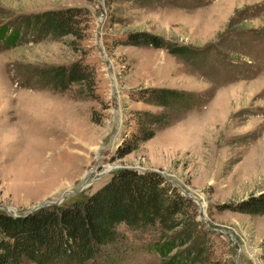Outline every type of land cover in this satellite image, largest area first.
<instances>
[{"label":"rangeland","instance_id":"374dc122","mask_svg":"<svg viewBox=\"0 0 264 264\" xmlns=\"http://www.w3.org/2000/svg\"><path fill=\"white\" fill-rule=\"evenodd\" d=\"M71 7L80 9L76 33L22 25L26 15ZM141 32L211 52L196 61L124 43ZM75 61L94 73L92 89L43 86L41 70ZM148 86L203 102L114 159L136 126L133 112L162 110L136 99ZM132 167L193 195L216 264H264V213L218 207L264 190V0H0V208L78 202ZM118 230L125 239L109 247L110 260L81 264H169L175 253L176 264H198L187 245L162 255L170 235L159 224Z\"/></svg>","mask_w":264,"mask_h":264},{"label":"trees","instance_id":"16d2710c","mask_svg":"<svg viewBox=\"0 0 264 264\" xmlns=\"http://www.w3.org/2000/svg\"><path fill=\"white\" fill-rule=\"evenodd\" d=\"M79 12L80 9L74 7L46 10L24 16L22 25L43 34L64 36L76 33L74 29L79 25L75 17ZM124 43L164 47L173 54L196 61L206 56L205 51L211 52V49L170 42L143 32L129 34ZM39 74L43 86L67 89L73 82L88 83L91 89L95 86L94 73L82 61L54 65ZM134 95L137 100L162 107V110L133 112L136 126L125 132L114 159L138 150L143 142L154 137L157 128L170 126L203 102L200 94L166 86L141 87ZM218 207L251 215L263 214L264 190ZM120 224L134 230L159 224L162 232L170 235L161 244L162 255L187 245L185 253L193 255L192 262L216 264L206 245L207 233L198 219L196 202L159 172L132 168L119 169L107 184L78 202L55 204L26 215H15L0 208V264H81L90 259L110 260L109 247L125 239V234L118 230ZM180 258L175 253L168 262L176 264Z\"/></svg>","mask_w":264,"mask_h":264},{"label":"water","instance_id":"95a60500","mask_svg":"<svg viewBox=\"0 0 264 264\" xmlns=\"http://www.w3.org/2000/svg\"><path fill=\"white\" fill-rule=\"evenodd\" d=\"M132 168H134V169H138V170H141V171H145V170H143V169H141V168H138V167H132ZM183 191H184V193H185L186 195H189V196L193 197V195H192L189 191H186V190H183ZM53 204H54V203H52V204H39V205H37L36 207H34L33 209H31L30 211L24 213V215H26V214H28V213H31V212H33V211H36V210H38V209H40V208H43V207H46V206L53 205ZM55 204H58V203H55ZM3 208H4L6 211H8L9 213H12V214L18 215V213L12 212V211H11L8 207H6V206H3Z\"/></svg>","mask_w":264,"mask_h":264}]
</instances>
